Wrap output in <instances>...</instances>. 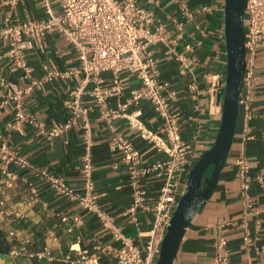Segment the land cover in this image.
Here are the masks:
<instances>
[{
	"label": "crops",
	"instance_id": "1",
	"mask_svg": "<svg viewBox=\"0 0 264 264\" xmlns=\"http://www.w3.org/2000/svg\"><path fill=\"white\" fill-rule=\"evenodd\" d=\"M195 16L186 20L172 0H157L144 5L153 12L156 39L149 50L161 67V78L177 92L172 109L181 114V132L193 144L191 164L182 175L183 185L198 159L213 146L223 115L227 54L224 33L225 0H185ZM58 11L57 0H51ZM40 0H0V28L8 22L45 17ZM183 23V25H181ZM191 47V49L188 48ZM10 40H0V145L6 144L29 161V166L11 164L5 169L0 162V232L4 247L0 264H75L67 259L77 256L75 249L93 251L100 244L106 248L103 264H116L117 242L105 230L98 217L84 209L76 199L64 196L44 181L40 170L63 178L77 193L86 191L82 175L85 152L82 120L52 139L29 123H16L15 102L10 98L16 89L31 80L42 79L48 69L71 70L78 64L73 46L56 32L43 40H34L26 50L31 71L27 74L15 66L9 54ZM185 55L190 66L183 68L179 55ZM110 83L111 74H102ZM83 77V76H82ZM71 75L44 81L24 99L26 110L44 122L46 128L65 123L71 115L66 100L71 90L82 80ZM125 87L122 95L109 99L108 108L119 110L128 100L130 91L141 86L130 72L122 73ZM92 85L87 86V90ZM82 104L94 105L89 94ZM251 107L253 115L244 119L243 108L235 131L228 159L219 181L205 206L195 216L181 241L173 264H213L218 224L227 223L223 232L229 241L231 264H264V57L261 54L256 69ZM142 111L141 119L151 131L166 139L162 121L148 101L130 105L128 111ZM93 138L94 196L102 207L114 216L124 233L143 249L149 240L156 213L140 210L133 220L125 214L132 202V187L128 171L120 155L110 150L109 120L99 108L90 113ZM120 132L140 150L142 166L163 160L167 154L154 142L144 139L123 115L111 119ZM247 129V130H246ZM246 136L248 138H246ZM244 155L250 165L251 197L258 211L247 214L241 196V181L235 164ZM11 173L13 176H8ZM162 179L150 173L143 179L147 201L152 204L160 190ZM208 181H204V187ZM248 236L251 241H245ZM45 248L51 258H39ZM17 251V254H12Z\"/></svg>",
	"mask_w": 264,
	"mask_h": 264
},
{
	"label": "built area",
	"instance_id": "2",
	"mask_svg": "<svg viewBox=\"0 0 264 264\" xmlns=\"http://www.w3.org/2000/svg\"><path fill=\"white\" fill-rule=\"evenodd\" d=\"M16 1V0H12ZM180 8L186 20L195 16L194 11L185 0H172ZM59 10L56 11L51 0H40L44 7L45 17L8 22L0 28V40H10L9 54L15 66L28 74L31 68L27 63L26 50L34 40H43L48 33L60 34L66 42L73 46L78 64L71 70L58 68L48 69L42 79L31 80L26 86L16 89L10 98L15 102L16 123H29L38 128L47 138L52 139L82 120L85 152L82 156V175L85 179L86 191L77 193L66 181L46 170H40L41 178L58 193L76 199L89 212L94 213L102 227L117 242L115 248L116 264H156L162 240L165 236L173 213L180 198L185 193L187 184L183 185L182 175L191 164L193 144L184 139L181 132V114L172 109V102L177 92L170 83L161 78V67L149 50V44L156 39L153 31L155 16L144 4L157 0H57ZM183 25V23H181ZM245 47L246 69L239 97V106L243 108L245 120L253 115L251 107L252 93L256 81V69L259 57H264V0H247L245 13ZM191 49L190 46H188ZM183 68L190 66V61L183 54L179 55ZM132 73L141 86L130 91L128 100L122 103L119 110L108 108L109 99L122 95L125 87L122 73ZM109 72L112 76L106 83L102 74ZM71 75L83 76L81 82L71 90V98L66 105L71 115L65 123H56L46 128L44 122L29 113L24 106L25 97L34 88L42 86L44 81L65 78ZM91 84L92 88L87 90ZM89 94L94 105L82 104V96ZM148 101L162 121V130L166 139L146 127L141 119L142 111L136 109L129 112L130 105L139 106ZM99 108L102 116L109 120L111 130L110 150L120 155L121 162L126 165L128 180L132 187V202L125 214L133 220L140 210H154L156 213L149 240L143 249L126 235L113 215L108 213L94 196L95 182L93 177L94 162L92 156L93 138L90 125V113ZM123 115L129 124L140 132V135L154 142L159 150L166 152L167 157L149 166H142V155L134 143L112 124L111 119ZM247 130V129H246ZM246 138H248L246 136ZM0 162L7 169L11 164L19 167L29 166V161L19 155L6 144L0 145ZM238 176L241 181V196L247 214L258 213L251 197L250 165L247 158L241 155L236 158ZM156 173L162 179L159 193L152 204L147 201V191L143 179L150 173ZM12 177L11 173H7ZM227 223L218 224L219 234L215 242L213 264H231L229 241L223 230ZM246 242L251 239L246 236ZM77 256L67 259L75 264H103L102 257L106 248L98 244L93 251L75 249ZM12 251V254H17ZM39 258H51L48 248L38 254ZM0 254V261L2 260Z\"/></svg>",
	"mask_w": 264,
	"mask_h": 264
},
{
	"label": "water",
	"instance_id": "3",
	"mask_svg": "<svg viewBox=\"0 0 264 264\" xmlns=\"http://www.w3.org/2000/svg\"><path fill=\"white\" fill-rule=\"evenodd\" d=\"M246 6L247 0H225L227 70L221 126L213 146L205 151L189 173L187 188L173 213L156 264H173L187 228L211 197L228 159L240 116L239 97L246 69ZM208 169L211 173L204 187Z\"/></svg>",
	"mask_w": 264,
	"mask_h": 264
},
{
	"label": "trees",
	"instance_id": "4",
	"mask_svg": "<svg viewBox=\"0 0 264 264\" xmlns=\"http://www.w3.org/2000/svg\"><path fill=\"white\" fill-rule=\"evenodd\" d=\"M4 236L3 234L0 232V254H4L7 252V247H4Z\"/></svg>",
	"mask_w": 264,
	"mask_h": 264
},
{
	"label": "rangeland",
	"instance_id": "5",
	"mask_svg": "<svg viewBox=\"0 0 264 264\" xmlns=\"http://www.w3.org/2000/svg\"><path fill=\"white\" fill-rule=\"evenodd\" d=\"M210 173H211V170L210 169H208L207 171H206V173H205V176H204V181H208V178L210 177Z\"/></svg>",
	"mask_w": 264,
	"mask_h": 264
}]
</instances>
